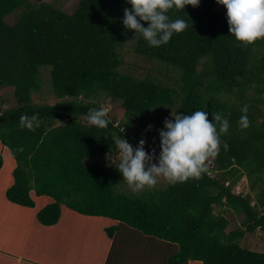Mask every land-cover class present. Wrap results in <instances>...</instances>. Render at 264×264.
<instances>
[{"label": "trees", "instance_id": "obj_1", "mask_svg": "<svg viewBox=\"0 0 264 264\" xmlns=\"http://www.w3.org/2000/svg\"><path fill=\"white\" fill-rule=\"evenodd\" d=\"M32 1L0 0V93L13 88L16 103L4 109L0 95V180L7 199L35 208L34 193L51 197L54 201L37 214L43 226L57 225L63 206L119 221L177 244L171 264H264V250L242 245L255 232L264 236V39L249 45L236 41L226 15L216 12V0L173 8L170 19H184L188 27L167 44L152 47L135 36V53L151 67L141 79L123 70L121 49L134 32L122 23L124 8L130 7L126 0H80L71 15ZM12 14L17 21L8 25L5 19ZM155 70L177 73L179 80L165 85ZM45 72L55 104L34 101L46 83ZM109 100L120 105L123 118L108 114L106 128L89 125V108L106 107ZM245 105L246 129L238 123ZM160 110V129L172 110L206 111L210 121L219 112L230 127L220 134L218 154L205 161L198 179L146 186L135 196L118 169L91 159L112 153L117 138L133 148L143 138L157 163L159 131L148 126ZM23 114H36L39 126L22 128ZM243 177L252 198L234 192ZM217 206L244 215L242 225L228 232L231 222L215 213ZM116 228H106L110 238Z\"/></svg>", "mask_w": 264, "mask_h": 264}, {"label": "clouds", "instance_id": "obj_2", "mask_svg": "<svg viewBox=\"0 0 264 264\" xmlns=\"http://www.w3.org/2000/svg\"><path fill=\"white\" fill-rule=\"evenodd\" d=\"M126 3L130 7L124 8V27L134 30L149 46L159 47L188 27L184 19H170L169 10L184 9L186 5L196 7L200 0H126ZM216 3L226 8L229 34L236 41L249 45L264 39V0H216ZM141 22L148 24L145 27ZM108 111L107 107L89 108L87 123L97 128H106L110 123ZM241 112L238 123L246 129L250 126L246 105ZM170 116V119L165 118L163 129L158 130L160 151L157 163L146 167V162L156 159V154L155 150H145L146 140L143 138L135 148L123 137L114 142L119 155L118 171L133 192L146 186H155L160 177L170 183L184 182L189 178L198 179L206 171L205 161L218 154L220 134L227 133L230 127L228 118L219 112L212 113L211 121L207 112L201 110L191 114L174 113L172 110ZM20 126L34 130L39 126L37 115H21ZM151 128L152 125H149L148 129ZM224 147L226 149L227 145ZM238 184L234 186L237 195L243 193L241 188V192L236 193V189L241 187Z\"/></svg>", "mask_w": 264, "mask_h": 264}, {"label": "crops", "instance_id": "obj_3", "mask_svg": "<svg viewBox=\"0 0 264 264\" xmlns=\"http://www.w3.org/2000/svg\"><path fill=\"white\" fill-rule=\"evenodd\" d=\"M4 184L1 179L0 264H17V258L28 264H171L179 251L177 244L147 236L119 221L81 215L65 206L57 225L43 226L37 214L54 200L34 193L36 207H22L7 199ZM111 226H117L113 238L106 231Z\"/></svg>", "mask_w": 264, "mask_h": 264}, {"label": "rangeland", "instance_id": "obj_4", "mask_svg": "<svg viewBox=\"0 0 264 264\" xmlns=\"http://www.w3.org/2000/svg\"><path fill=\"white\" fill-rule=\"evenodd\" d=\"M41 1L46 2V3H50L51 5L56 6V8L61 9L62 11H64L65 13H67L69 15L73 14L76 11V9L79 5V2H80V0H41ZM32 2L37 4L38 0H33ZM20 12L21 11H18L16 14H19ZM216 12L219 14H222V15H226V8H224L222 5H219V7L216 8ZM16 14H14V15L12 14L5 19V21L8 25H14L16 23V21H17V15ZM135 36H136V33L134 31L133 34L128 38L126 44L121 49V58H122L123 62L126 63L123 66V70L137 76L138 78L143 79L146 77L149 69L151 70V67L149 66V64H146L145 62H143V59L135 53V51H134V46H135V42H136ZM203 66L199 67V72L204 71ZM165 70H167V69H165ZM161 71H163V70H161ZM154 74L157 75L164 82L165 85H172V84L174 85V82L179 80V76L177 75V73H174V72H171L170 75H166L164 72L160 73L159 71L155 70ZM44 80L46 83H44L41 91L34 95V101L38 104L39 103H47V104L57 103L58 101L56 100V98L52 94V91H53L52 90V83H51V81L49 82V75L46 74V72L44 74ZM48 82H49V84H48ZM0 95L3 98V100L5 101V103H4L5 105L3 106L4 109H10V108L16 106L13 88H7V89L2 90ZM228 100H229V102H232V97H228ZM105 105L109 110L108 114H110V116L123 118V116H124L123 111L120 108V105L118 103H115V102H112L111 100H109L106 102ZM262 108L264 109V105L262 106ZM162 113H163V110H160L159 112H156L153 115V118L155 121H153L151 123L152 128L150 131L152 133L158 132V130L160 129L161 123L156 122V120L157 119L161 120L160 115ZM142 134L144 136L145 131ZM101 158H102L101 156L93 157V159H91L92 160L91 163L104 164V162L108 161L107 165H111L113 167L118 168L119 155H118L117 149H115L112 153H109L105 158H103V159H101ZM151 163H154V162H146V166L147 167L150 166ZM168 184H170V182L167 179L160 177V178H158V182L156 185H168ZM238 185H240L241 187H238V189H236V193L241 192V191H239L241 188V189H243V193L250 194L251 198L254 197L253 192L249 188L248 180L245 177L242 178V180L240 181V183ZM126 186L128 188V191L135 196H142V195H137V193L141 194L142 191L146 190L144 188L142 190L133 192L127 183H126ZM121 191H122V189H121ZM129 192H127V193H129ZM246 196H248V195H246ZM263 212H264V209H263ZM215 213L217 215L222 214L230 220L231 224L227 230L228 232H231V231L237 229L238 227H240L243 223L244 218H245L244 215L235 216L233 214V212L230 211L229 209H227L225 206L224 207L217 206L215 208ZM242 245L244 247L256 249L259 251L264 250V236H263L262 232L258 231V232H255L253 235H249L248 237L244 238L242 241ZM16 263L17 264H28L26 259L22 260L20 258H17Z\"/></svg>", "mask_w": 264, "mask_h": 264}]
</instances>
